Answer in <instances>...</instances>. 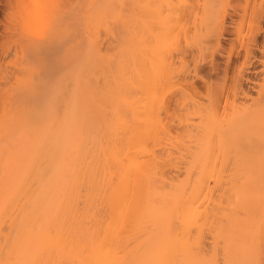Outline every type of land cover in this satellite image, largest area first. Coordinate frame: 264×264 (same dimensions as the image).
<instances>
[{"label":"rangeland","instance_id":"1","mask_svg":"<svg viewBox=\"0 0 264 264\" xmlns=\"http://www.w3.org/2000/svg\"><path fill=\"white\" fill-rule=\"evenodd\" d=\"M108 1L0 0V264H264V0Z\"/></svg>","mask_w":264,"mask_h":264},{"label":"bare ground","instance_id":"2","mask_svg":"<svg viewBox=\"0 0 264 264\" xmlns=\"http://www.w3.org/2000/svg\"><path fill=\"white\" fill-rule=\"evenodd\" d=\"M124 2H125V0H123ZM122 0H110V1H108L109 3L106 5L107 6V15L108 14H118L117 13V11H115L116 10V7H118L117 5H119V7L123 10V12L124 11H126V14L124 13V15H123V13L121 14V11H120V13L119 14H121V15H123V16H121V15H118L119 17L118 18H120V16H121V19H123L122 21H121V24L123 25L120 29H122L124 32H126V30H128V28H133V30H136V28H134L135 26L137 27V25L138 24H142V21H141V18H142V16L139 14V13H141V11H146V10H144V9H147L146 7L144 8V6H145V4H146V2L148 1V0H135V2H133V3H131L130 2V4H133V6L134 7H136V5H138L139 4V7H142V10L140 11L139 9L140 8H134V7H131L130 6V4L128 3V5L130 6H128L129 8H126L127 7V5H126V7H125V5H124V2H123ZM130 1H132V0H130ZM143 2L144 4L143 5H141L140 4V2ZM111 2V3H110ZM141 2V3H142ZM150 2H152V1H150ZM126 3V2H125ZM158 3V2H157ZM153 4V3H152ZM146 5H148V4H146ZM138 7V6H137ZM118 9V8H117ZM148 10V9H147ZM140 11V12H139ZM142 12V13H143ZM153 12V11H152ZM145 13H147V11L145 12ZM145 13H143L144 15H145ZM115 17V16H114ZM144 17V16H143ZM145 18V17H144ZM143 18V19H144ZM148 18V17H147ZM158 20H159V18H157ZM146 21V20H145ZM154 22H156V23H158L156 20H153ZM144 23V22H143ZM145 24V23H144ZM160 24V23H159ZM139 27V26H138ZM137 27V28H138ZM116 28H118V27H116ZM131 29H130V31H131ZM113 31H114V29H113ZM129 31V32H130ZM112 32V31H111ZM115 32V36L117 37V33H116V31H114ZM121 31H119V33H120ZM125 34V33H124ZM128 34V33H127ZM112 35V37H113V33L111 34ZM126 38V37H125ZM122 41H125L124 43H122V45H121V47H122V49L124 50V51H126V47H127V44H132V42H131V40L130 39H128V40H126V39H121ZM121 51V56H123V57H125V55H124V51ZM127 57V56H126ZM129 57V56H128ZM263 127H264V123H263V125H262ZM241 135H235V133L234 132H228V133H224L223 134V136H222V138L224 139V143L225 144H228V143H235V144H237L238 143V141L239 140H242L241 139ZM240 138V139H239ZM251 149H252V147H251Z\"/></svg>","mask_w":264,"mask_h":264},{"label":"clouds","instance_id":"3","mask_svg":"<svg viewBox=\"0 0 264 264\" xmlns=\"http://www.w3.org/2000/svg\"><path fill=\"white\" fill-rule=\"evenodd\" d=\"M36 2V0H33V3H35ZM46 35V34H45ZM43 38V37H42Z\"/></svg>","mask_w":264,"mask_h":264}]
</instances>
